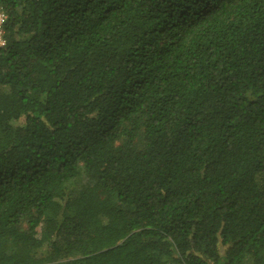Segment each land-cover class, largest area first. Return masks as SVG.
I'll list each match as a JSON object with an SVG mask.
<instances>
[{
	"label": "trees",
	"instance_id": "16d2710c",
	"mask_svg": "<svg viewBox=\"0 0 264 264\" xmlns=\"http://www.w3.org/2000/svg\"><path fill=\"white\" fill-rule=\"evenodd\" d=\"M0 8V264H264V0Z\"/></svg>",
	"mask_w": 264,
	"mask_h": 264
},
{
	"label": "built area",
	"instance_id": "2783aa9c",
	"mask_svg": "<svg viewBox=\"0 0 264 264\" xmlns=\"http://www.w3.org/2000/svg\"><path fill=\"white\" fill-rule=\"evenodd\" d=\"M5 18H6L5 13L0 8V47H4L6 44L5 39L3 37V26H4Z\"/></svg>",
	"mask_w": 264,
	"mask_h": 264
}]
</instances>
